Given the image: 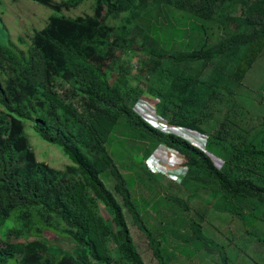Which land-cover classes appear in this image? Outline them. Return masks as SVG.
Here are the masks:
<instances>
[{"label": "trees", "instance_id": "trees-1", "mask_svg": "<svg viewBox=\"0 0 264 264\" xmlns=\"http://www.w3.org/2000/svg\"><path fill=\"white\" fill-rule=\"evenodd\" d=\"M27 1L50 15L26 47L0 17V264H149L141 247L173 264L166 248L196 241L217 264H253L247 241L264 250V111L254 117L241 103L236 74L264 57V0H92V14L77 17L64 12L87 0ZM207 24L227 34L208 45ZM140 100L166 125L204 137V148L152 128L134 111ZM26 123L72 164L38 162ZM114 133L138 143L141 158L128 169L142 195L159 194V177L180 194L160 198L167 212L156 230L143 216L160 201L130 194L107 151ZM159 146L180 156V183L149 169ZM189 182L199 186L190 192ZM221 197L234 211L216 206ZM243 210L260 212L240 235ZM220 224L229 234L222 245L204 230ZM46 232L72 248L51 245Z\"/></svg>", "mask_w": 264, "mask_h": 264}, {"label": "rangeland", "instance_id": "rangeland-1", "mask_svg": "<svg viewBox=\"0 0 264 264\" xmlns=\"http://www.w3.org/2000/svg\"><path fill=\"white\" fill-rule=\"evenodd\" d=\"M64 14L70 17L92 14V0H87L77 8L65 11ZM49 15V10L27 0H0V17L2 18L11 39L22 48L26 47L27 44H29L30 37L32 36L34 30H40L44 27ZM206 26L209 38L208 45L215 44L218 40H220L227 34V32H225L219 26L211 24H207ZM18 38H21L24 44L18 43ZM138 59L139 57L137 55H132L131 62L133 65V70L130 73V84L132 86L142 84V80L137 72ZM245 68L246 66H241V70L243 72L236 74V78L238 80H241L242 83V86L239 90V100L247 108L250 114L255 117L261 115L264 111V105H261L259 103L260 101H262L261 99H264V57L258 60L256 65L247 73V75L244 72ZM24 131L38 162L44 163L56 170H62L65 166L72 164L70 159L62 152V150L58 146L43 141L34 132V130L29 126L28 123H26ZM183 136L194 145H197L202 149L204 148V137L189 132L184 133ZM137 146L138 143L135 140L124 138L118 133H114L111 136L110 142L107 144V151L111 158L115 161L117 166L121 169V175L123 176V178L128 182L130 194L136 200H139L141 197L145 199L147 198L146 195H142L141 192L137 190L140 184L144 185V182L140 179L137 173H134L133 170L128 169L132 165V163H134L135 161H139L141 158V155L137 150ZM156 152H158V150L154 151L150 159L151 162H149L150 168L152 170L153 168L156 169L157 167V165L155 164V162L157 161V159L155 158ZM176 161H179V163L182 162L177 158ZM160 162L166 164V161L164 159H161ZM182 170L184 172V169ZM158 179L159 182L161 181L162 183H165V185L160 189L159 194L151 191L153 196L147 199H149L151 203H154L156 201H160V203L156 204L153 210L147 209L149 210V212L146 215L144 214L143 216V222L151 231L156 230V225L160 220L164 222V219H162V215L160 212H162L163 214V211H165L167 207L164 201L160 200V198L165 199L167 196L175 195L180 197V194H178L173 187L167 186V181L165 180V178L159 177ZM178 183H180V180L178 181ZM198 186L199 184L195 182H189L186 184V188L190 192H193ZM142 191L147 193V190L143 189ZM216 206L225 211H234V207L228 197H221L217 201ZM168 210L171 211L169 208ZM174 212L175 211H173V213ZM259 212L260 211L255 210L250 214L249 212H246V210L242 211L241 217L242 221L244 222V226L241 225L242 231L240 235H243L244 233L243 228H249V226L252 225L255 219L254 217H257ZM100 213L104 216H107L105 210H101ZM173 216L175 217L176 215L174 214ZM215 226L218 228V233L214 232L213 229H208V227H205L204 230L211 237L213 236L216 242L222 245L226 243L225 238L229 236V234L227 233L228 226L222 224H220V226ZM128 227L131 231V236L135 241H137L138 233L135 227H133L130 223H128ZM234 227L235 225H231V228H233V230ZM180 232L183 231L180 230ZM46 235L51 245L66 250L72 248V243L69 239L50 232H46ZM240 240L241 241L239 242L238 247L243 249V246L241 244L243 242V238ZM247 243L249 245H247V247L245 248L246 254H248V256L253 259L254 263L259 262V264H264V250L259 249V247L254 245V243L250 244L249 241H247ZM140 250L146 263L156 264V261L154 260L151 252L148 251V249L146 250L145 247H141ZM217 256L218 254L216 252L205 254V252L199 245V241L191 243L185 248L182 246H169L165 251V257L169 262L173 264H217ZM239 259L242 260L243 263L248 262V260L244 256H241V258ZM239 264L242 263L239 262Z\"/></svg>", "mask_w": 264, "mask_h": 264}, {"label": "built area", "instance_id": "built-area-1", "mask_svg": "<svg viewBox=\"0 0 264 264\" xmlns=\"http://www.w3.org/2000/svg\"><path fill=\"white\" fill-rule=\"evenodd\" d=\"M135 111L151 126L154 128L160 130L163 133H168V134H173L176 136H180L184 139H186L183 134L186 133V131L175 128V127H170L166 125L163 121L159 120L156 115L154 108L152 104L146 100H140L135 104ZM191 133V132H189ZM194 134V133H193ZM187 140V139H186ZM158 152L155 153V164L157 165L156 169L153 168V170L150 168L149 164V169L154 172V173H160L162 175H166L170 179L175 180V182H178L181 178V176L184 175L186 169L185 167L178 166L179 161H176V158L181 160L180 156L178 153L173 150L169 149L164 146H159L157 149ZM156 150V151H157ZM164 159L166 161V164L161 163L160 160ZM151 162V161H150ZM184 169V172L183 170ZM179 171V172H178Z\"/></svg>", "mask_w": 264, "mask_h": 264}, {"label": "clouds", "instance_id": "clouds-1", "mask_svg": "<svg viewBox=\"0 0 264 264\" xmlns=\"http://www.w3.org/2000/svg\"><path fill=\"white\" fill-rule=\"evenodd\" d=\"M134 111H135V105H134ZM135 113L137 114V115H139L136 111H135ZM140 116V115H139ZM141 117V116H140ZM142 118V117H141ZM143 119V118H142ZM144 120V119H143ZM145 121V120H144ZM146 122V121H145ZM147 123V122H146ZM148 124V123H147ZM148 125H150V124H148ZM151 126V125H150ZM152 128H154L153 126H151ZM154 129H156V128H154ZM158 130V129H157ZM182 163V162H181ZM181 163L180 164H178V166H181Z\"/></svg>", "mask_w": 264, "mask_h": 264}]
</instances>
